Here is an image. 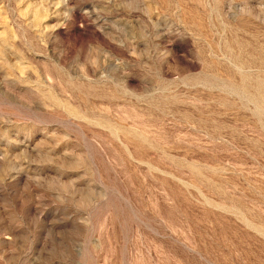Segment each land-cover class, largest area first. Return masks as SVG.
<instances>
[{"label": "rangeland", "instance_id": "374dc122", "mask_svg": "<svg viewBox=\"0 0 264 264\" xmlns=\"http://www.w3.org/2000/svg\"><path fill=\"white\" fill-rule=\"evenodd\" d=\"M0 264H264V0H0Z\"/></svg>", "mask_w": 264, "mask_h": 264}]
</instances>
